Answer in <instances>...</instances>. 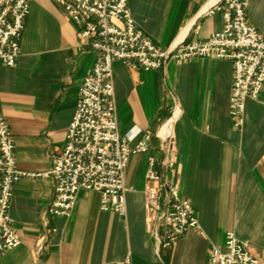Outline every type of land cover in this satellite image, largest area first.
<instances>
[{
  "label": "crops",
  "instance_id": "0c3cea01",
  "mask_svg": "<svg viewBox=\"0 0 264 264\" xmlns=\"http://www.w3.org/2000/svg\"><path fill=\"white\" fill-rule=\"evenodd\" d=\"M210 1L130 0V6L137 25L165 48L184 33L192 41L223 29L222 13L201 15ZM248 17L264 35V0H251ZM78 32L56 1L32 0L17 64H0L2 110L23 170L49 171L64 147L80 87L98 57L80 48ZM113 69L121 135L155 132L175 104L180 108L176 182L200 226L169 246L156 242L146 228L147 154H137L125 172V216L103 211L97 190L80 191L70 217L51 215L53 181L23 177L11 206L22 243L5 251L0 264H115L127 253L133 264H211L213 245L224 246L229 231L264 257V88L258 99L247 100L244 124L236 126L229 114V60H170L148 71L115 61ZM158 143L153 140V152L160 154Z\"/></svg>",
  "mask_w": 264,
  "mask_h": 264
},
{
  "label": "built area",
  "instance_id": "2783aa9c",
  "mask_svg": "<svg viewBox=\"0 0 264 264\" xmlns=\"http://www.w3.org/2000/svg\"><path fill=\"white\" fill-rule=\"evenodd\" d=\"M79 27L81 49L98 57L84 78L64 147L53 155L52 167L35 173L19 167L16 140L0 98V257L21 245L11 216L14 187L23 177L53 181L47 212L70 217L82 190L101 193V209L127 214L125 172L133 155L147 154L146 228L159 245L169 246L189 229L200 226L191 201L176 182L177 147L174 125L180 117L175 104L155 132L138 129L121 135L117 115L113 63L142 71L163 69L170 60L197 57L231 61L233 81L229 114L236 126L245 121L248 99L264 88V35L248 17L251 0H211L201 15L222 13L224 26L205 39L188 41V33L168 47L157 46L133 17L130 0H54ZM32 0H0V64L13 67L21 54V39ZM157 139L158 151L153 144ZM134 142V144H131ZM56 231V229H54ZM40 252V249L36 252ZM211 264H264L249 250V242L229 231L224 246L213 245ZM115 264H133L127 253Z\"/></svg>",
  "mask_w": 264,
  "mask_h": 264
}]
</instances>
